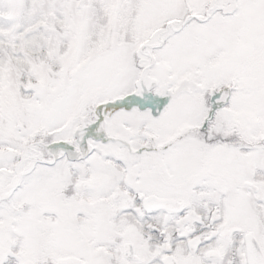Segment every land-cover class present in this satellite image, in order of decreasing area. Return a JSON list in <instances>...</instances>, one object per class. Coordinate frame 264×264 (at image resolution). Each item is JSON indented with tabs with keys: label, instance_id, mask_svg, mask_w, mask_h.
Listing matches in <instances>:
<instances>
[{
	"label": "snow or ice",
	"instance_id": "snow-or-ice-1",
	"mask_svg": "<svg viewBox=\"0 0 264 264\" xmlns=\"http://www.w3.org/2000/svg\"><path fill=\"white\" fill-rule=\"evenodd\" d=\"M0 264H264V0H0Z\"/></svg>",
	"mask_w": 264,
	"mask_h": 264
}]
</instances>
